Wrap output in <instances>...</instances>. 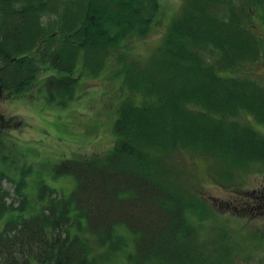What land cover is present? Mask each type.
Returning <instances> with one entry per match:
<instances>
[{
	"label": "trees",
	"instance_id": "obj_1",
	"mask_svg": "<svg viewBox=\"0 0 264 264\" xmlns=\"http://www.w3.org/2000/svg\"><path fill=\"white\" fill-rule=\"evenodd\" d=\"M159 12L160 0H0V93L28 92L43 68L60 74L43 82L49 100H72L79 78L146 37ZM255 15L264 24V0H182L147 57L116 56L125 96L112 148L53 168L75 180L67 197L41 185L29 205L15 182L22 198L12 209L0 191V264H221L224 234L198 241L209 210L171 179L166 158L264 164V136L238 119L264 129V87L225 73L260 58Z\"/></svg>",
	"mask_w": 264,
	"mask_h": 264
},
{
	"label": "rangeland",
	"instance_id": "obj_2",
	"mask_svg": "<svg viewBox=\"0 0 264 264\" xmlns=\"http://www.w3.org/2000/svg\"><path fill=\"white\" fill-rule=\"evenodd\" d=\"M181 4L182 0H160L159 16L150 33L128 39L97 75L80 77L73 99L64 104L49 100L43 83L60 75L55 70L39 69L37 80L26 93H0V191L7 194L6 206H21L22 196L16 191L19 182L29 205L40 199L41 185L56 191L47 193L50 198L67 197L75 180L56 176L53 168L64 160H87L109 152L115 141L113 127L119 105L125 96L115 58L122 54L131 60L147 57L160 45L168 21ZM248 26L261 38L262 54L252 64L225 73L264 87V24L255 15ZM239 117L242 124L253 126L264 136V129L253 119ZM217 165L211 157L185 151L166 158V166L174 173L171 179L203 200L209 210L208 229L196 233L198 241L209 239L212 243L224 234L218 247L227 260L223 257L221 264H264V197L260 196L264 194V164H251L242 170ZM119 260L114 259L112 264L129 263Z\"/></svg>",
	"mask_w": 264,
	"mask_h": 264
},
{
	"label": "flooded vegetation",
	"instance_id": "obj_3",
	"mask_svg": "<svg viewBox=\"0 0 264 264\" xmlns=\"http://www.w3.org/2000/svg\"><path fill=\"white\" fill-rule=\"evenodd\" d=\"M264 195V194H263ZM263 195H260L261 197H264ZM261 199H263L264 200V198H261Z\"/></svg>",
	"mask_w": 264,
	"mask_h": 264
}]
</instances>
